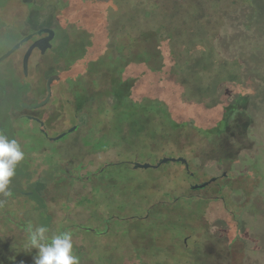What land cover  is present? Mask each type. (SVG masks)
I'll return each instance as SVG.
<instances>
[{
    "label": "rangeland",
    "instance_id": "374dc122",
    "mask_svg": "<svg viewBox=\"0 0 264 264\" xmlns=\"http://www.w3.org/2000/svg\"><path fill=\"white\" fill-rule=\"evenodd\" d=\"M33 1L52 10L27 21L22 0H5L0 55L53 20L55 40L65 38L79 57L34 53L25 78V43L0 64V133L24 152L16 166L23 172L6 189L11 195L0 193V264H34L38 250L25 243L28 225L39 226L29 211L35 206L47 236L71 234L79 264H264V0H183L184 25L192 29L183 57L157 56L151 63L165 73L177 65L180 83L137 62L145 50L167 53L169 40L128 42V55L112 54L117 29H137L144 10H152L149 25L156 26L174 1ZM48 13L52 19H42ZM195 14L201 21L193 22ZM209 29L218 33L211 48ZM53 74L60 79L48 104L23 109L20 104L45 97ZM235 102L241 141L221 128L234 119L225 104ZM164 158L176 161L160 163ZM219 167L228 177H259L244 203L242 190L252 180L234 187L241 189L233 194L234 236L217 232L228 220L214 208V185L195 189ZM37 182L39 197L31 200Z\"/></svg>",
    "mask_w": 264,
    "mask_h": 264
},
{
    "label": "trees",
    "instance_id": "16d2710c",
    "mask_svg": "<svg viewBox=\"0 0 264 264\" xmlns=\"http://www.w3.org/2000/svg\"><path fill=\"white\" fill-rule=\"evenodd\" d=\"M81 1H84V0H81ZM158 1H166V0H158ZM172 1H174V3H171L170 1L167 2L166 4L167 10H163L165 13V16L161 18L158 25L156 26L149 25V22L151 20L150 14L152 10H144L142 16L139 18V23H141V25L139 24L138 25L139 27H137V29H126V28L122 30L117 29L116 33L119 35V37H121V39H119L118 37L116 40H114V47H113L112 54L117 57H119L120 55H124L125 53H127L128 55L131 52V46H132L129 44L130 42L135 43L136 41H139L140 43H142V42H147L151 39H154L156 41L169 40L171 41V43H173V46L167 53L162 50L161 51L159 50L157 52H154L152 50L150 51L145 50V51H142L136 54V57L138 59L137 62L143 64L145 68L147 69V71L149 72L157 73V74L163 73L166 75L168 74V77L170 79H176V80L178 79V82L180 83L181 75H179V72L177 71L178 67L176 64H175L176 66H174L173 69L171 68L170 70L166 71V73L164 71H161L159 68H157L156 65L154 67L151 65L152 59L157 56L162 57V56L168 55L167 57L173 60L177 58H182L183 57V39L186 35L192 33L191 31L192 29L190 28L191 26L187 27L184 25L185 20L183 19V10H182L183 0H172ZM91 2L94 3V0H91ZM5 3H6L5 0H0V9L4 7ZM22 3H24L27 9L29 10V13L26 18L27 21H32L33 17L41 18V14L39 10H52V8L49 6H45V7L43 6V9H42V6L36 4L33 0H22ZM154 4L155 2H153V4H150V7H154ZM130 14L132 15V13L128 12L125 18L130 16ZM197 15H198V18L194 17L196 16V14L191 17V19H193V22L201 21L199 14ZM46 17L47 18L49 17L50 19H52V16L50 15V13L46 14L42 19L47 20ZM52 25H54L53 20L52 21L48 20V24L42 27L50 28ZM190 25H192V22H190ZM215 32L216 30L214 31V29H209L208 36L211 39V45L209 46V48L214 47V40L217 39V34H218V33L214 34ZM193 46H195L194 48H196V45H193ZM202 49H205V48H202ZM51 50L56 52V54L61 58H68L69 60H75L77 57H79L78 51L74 50L70 46V44L66 42L65 38L60 39V40H55ZM191 51L193 53V47L189 49V52ZM92 64H93L92 61H89L87 63V66L90 67V65ZM118 73H121V70H119ZM115 102H116V99H113V103ZM15 172H19V173L23 172V167L22 168L16 167ZM40 189H41L40 183L39 182L34 183L33 188L30 192L29 198H31V200H33V198L38 199L39 197L38 192L40 191ZM21 194L22 193H20V195ZM29 211L35 212L38 225L42 226V224L40 223V218H39L40 216L38 215L40 213L39 206L32 207ZM42 213L43 214L45 213L44 216L47 218L46 222L50 224L49 222L50 218L45 212V210H43ZM19 224L20 226L24 225L23 222H19Z\"/></svg>",
    "mask_w": 264,
    "mask_h": 264
},
{
    "label": "clouds",
    "instance_id": "9594fccd",
    "mask_svg": "<svg viewBox=\"0 0 264 264\" xmlns=\"http://www.w3.org/2000/svg\"><path fill=\"white\" fill-rule=\"evenodd\" d=\"M24 158V152L14 139L0 133V193L11 195L6 189L10 178L15 174L17 164ZM45 226L28 225L25 248L28 251L37 249L33 257L34 264H79L78 257L73 254L71 234L62 232L47 236Z\"/></svg>",
    "mask_w": 264,
    "mask_h": 264
},
{
    "label": "flooded vegetation",
    "instance_id": "af4514ba",
    "mask_svg": "<svg viewBox=\"0 0 264 264\" xmlns=\"http://www.w3.org/2000/svg\"><path fill=\"white\" fill-rule=\"evenodd\" d=\"M41 28H48V27H40V28H37L36 30H33V31H30L28 32L26 35H24L23 37L27 36V35H30V39L25 42V43H29L28 47L34 42V41H37L39 39H42L44 38L47 34L46 33H41V34H38V30L41 29ZM51 29V28H49ZM53 30V29H52ZM54 32V38L53 40L51 41V45L53 46V43H54V40H55V31L53 30ZM22 37V38H23ZM19 41V40H18ZM25 43H23L22 45H24ZM21 45V46H22ZM20 46V47H21ZM19 47V48H20ZM27 47V48H28ZM52 48V47H51ZM9 49V48H8ZM7 49V50H8ZM5 50L1 55L0 57L7 51ZM27 50V49H26ZM25 50V51H26ZM51 50V49H49ZM48 51V50H47ZM46 52V51H45ZM25 53V52H24ZM34 53H39V50L37 48H34L33 51L31 52V55L29 57V61L32 57V55ZM14 54V53H13ZM12 54V55H13ZM40 55H43V54H40ZM10 57V56H9ZM8 57V58H9ZM8 58H6L5 60H7ZM2 61H0V64H1ZM26 78V77H25ZM48 78V77H47ZM47 80V79H46ZM232 106V108L230 109V106ZM239 103L238 102H235V103H227L225 104V107L228 106L229 110L230 111H233V114L231 117H234L231 118V119H228V120H224V125H222L221 128H223V130H229L233 135H236V138L237 140L241 141L240 139L242 138L241 137V134H243V132L241 133V127L239 125V120H241L239 117L241 116L242 112L241 111H238V107H239ZM223 110V109H222ZM224 111V110H223ZM237 115V116H236ZM239 118V119H238ZM28 120H32L34 121L33 118L31 117H28ZM219 120H223V119H219ZM233 122L234 125L233 126H230L229 123ZM219 128V130L221 129ZM232 129V130H231ZM222 131V130H221ZM40 132H43L41 129H40ZM5 134V133H3ZM44 134V133H43ZM6 135V134H5ZM45 135V134H44ZM222 136V134H218V139H220V137ZM9 138V137H8ZM226 145V144H225ZM239 146V145H237ZM226 153H229L230 150L229 148L227 150H225ZM185 169L187 170V168L185 167ZM218 175L217 176H212L210 177L208 180H205L203 181L201 184H198L197 187L195 189L199 190V191H202L204 190L206 187H209L211 184L214 185V197H212V199H214L216 201L215 203V210H217V212H219L220 214H222L228 221H226V224L225 227L222 226L221 229L222 231L219 232V230L217 231L218 234L220 235V237H224V236H228L229 233L232 232L233 228H235V226L238 224L236 223H233L231 224V221L230 219H232V217H234V213L231 212L233 208H235L236 206V201L233 199V194L236 192L237 195L240 194V191L241 189H236L234 188L235 185H240L242 184L243 182H245L246 184L248 183L247 182V179H250L252 180L251 183H248L250 188H248L249 190L247 189H243L242 191L244 192V195H243V202L244 203L245 201H247L248 199V195L251 194V193H254L256 190H257V187H258V176H257V173H248L250 174L249 176H247L246 174H239V175H232L231 177H228V174L229 172L221 167H219L218 169ZM190 175L192 176L193 173H190ZM245 175V176H244ZM250 177V178H249ZM194 188V187H193ZM201 198V197H199ZM212 204V203H211ZM209 205V204H207ZM213 207V205L211 206V208ZM224 223V222H223ZM232 226V227H231ZM232 228V229H231ZM220 229V230H221ZM238 229V228H237ZM236 230H233V236L235 234V232L237 231Z\"/></svg>",
    "mask_w": 264,
    "mask_h": 264
},
{
    "label": "water",
    "instance_id": "95a60500",
    "mask_svg": "<svg viewBox=\"0 0 264 264\" xmlns=\"http://www.w3.org/2000/svg\"><path fill=\"white\" fill-rule=\"evenodd\" d=\"M38 34H41V33H46L47 35L42 38V39H39L37 41H34L28 48L27 50L25 51V53L23 54V57H22V63H21V66H22V74H23V77H27V74H28V66H29V57L31 55V52L33 51L34 48H37L40 52V54H44L45 51L51 49L52 45H51V41L53 40L54 38V32L52 29H49V28H41L38 30L37 32ZM30 35H27L23 38H21L19 41H17L15 44H13L1 57H0V61H3L5 60L6 58H8L11 54H13L16 50L19 49V47L27 42L29 39H30ZM60 79V76L59 75H56V74H53L51 76H49L46 80V84H45V97L38 103H35V104H20V106L23 108V109H26V110H29V111H32V110H36V109H39V108H42L44 107L45 105L48 104L50 98H51V86H52V83L55 82V81H58ZM76 124L73 125L71 128H69L66 133H70V132H73L75 129H76ZM66 133H61L59 135H57L56 137L54 138H50V140H59L61 139L62 137H64V135ZM176 161V159L174 158H164L161 160L160 163H164V162H167V161ZM159 163V164H160ZM137 166H140L142 168H146V167H149L147 165H138L136 164ZM153 167H157L156 166H153ZM197 186H195L196 188Z\"/></svg>",
    "mask_w": 264,
    "mask_h": 264
}]
</instances>
